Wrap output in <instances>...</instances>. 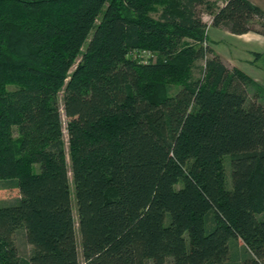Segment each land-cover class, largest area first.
Returning <instances> with one entry per match:
<instances>
[{"label":"trees","instance_id":"trees-1","mask_svg":"<svg viewBox=\"0 0 264 264\" xmlns=\"http://www.w3.org/2000/svg\"><path fill=\"white\" fill-rule=\"evenodd\" d=\"M204 6L264 36L250 0H0V264H264V104Z\"/></svg>","mask_w":264,"mask_h":264},{"label":"rangeland","instance_id":"rangeland-1","mask_svg":"<svg viewBox=\"0 0 264 264\" xmlns=\"http://www.w3.org/2000/svg\"><path fill=\"white\" fill-rule=\"evenodd\" d=\"M251 1L254 4H256L257 7H259L260 9H262L264 11V0H251ZM223 2H224V0H209V4L211 5V9L213 11L218 10L222 6ZM208 9L209 8L206 6L201 7V9H200V11H204L203 19L208 24V28L206 30V39H207L206 44L210 47H216L219 49L220 46H218V42L215 41L214 37H216L218 33L222 34L224 36H228V34L223 29H220V30H216V29L214 30L213 29V27L211 26V16L208 13V11H209ZM162 10H163L162 7H158V11L151 13V15L154 18H158L161 15ZM254 28H256L257 30H262L260 25H258L257 23L254 24ZM214 33H215V35H213ZM228 37H230V36H228ZM224 40H226L224 47H227V48L229 47V49H230L229 45L231 43L229 41H233V40H229L227 38ZM189 43H194V42H193V40H190ZM221 60H222V58H221ZM258 65H264V58L261 61L260 60L258 61ZM203 66H204L203 61H196L195 62L193 73H194V77L196 79H199L202 76ZM230 69H237V68H230ZM261 82H262V84H264L263 79H261L260 83ZM261 87H263V86H261L259 83H255V82H254V85L249 87L248 102H250L252 100L255 101V99H256V100H258V102H261L264 104V87L263 88H261ZM8 89L12 90V89H14V87L10 86V87H8ZM173 90H174V88H171V91H173ZM61 103H62V97H61ZM16 135L17 134L15 133V136ZM64 144H65L66 154L69 158L68 136H67L66 132H65V136H64ZM224 164H225V170H226V175H227V180H226L227 187L229 189H231L232 185H231L230 156L229 155L224 157ZM70 184H71V188H72V192H73L72 193V203H73V214H74L75 221H76L77 243L79 246V251L81 253V238H80V233H79L78 214H77V207H76V202H75V198H74V186H73L71 174H70ZM19 200H20V196L14 190H3L0 193V204L13 205L14 203L18 202ZM13 239H14V244L17 247L18 256H19L21 263H26L28 261L30 255H31V253H32V247L30 245H28L26 242L24 230L19 229L18 232L13 236ZM231 248H232V255H231L230 264H234L236 258L237 257L240 258V255L243 253L244 245L237 241L234 244H232ZM81 261L83 264L84 261L82 258H81ZM147 264H152V261H148Z\"/></svg>","mask_w":264,"mask_h":264},{"label":"crops","instance_id":"crops-1","mask_svg":"<svg viewBox=\"0 0 264 264\" xmlns=\"http://www.w3.org/2000/svg\"><path fill=\"white\" fill-rule=\"evenodd\" d=\"M213 29L220 30L222 28L213 27ZM223 30L230 37L218 33L214 39L218 42L220 48L212 47V49L222 58L226 66L241 70L252 78L255 83H259L264 87V84L260 83L261 79L264 81V65H258V61L264 58V37L254 32L233 35L225 29ZM226 38L233 40L229 41L230 45L228 44L231 50L229 47H224L226 43L224 39Z\"/></svg>","mask_w":264,"mask_h":264}]
</instances>
